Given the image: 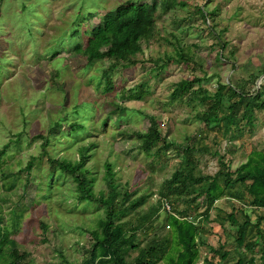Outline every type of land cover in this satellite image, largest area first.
<instances>
[{"label": "rangeland", "instance_id": "1", "mask_svg": "<svg viewBox=\"0 0 264 264\" xmlns=\"http://www.w3.org/2000/svg\"><path fill=\"white\" fill-rule=\"evenodd\" d=\"M126 1L0 0V150L4 151L0 155V227L16 241L19 252L27 254L25 264H65L82 259L83 247L89 245L87 231L97 227L103 209L96 203L77 201L73 180L57 169L52 172L49 159L73 162L85 147L90 148L85 166L96 194L107 192L104 165L109 163L121 193L127 189L132 198L146 196L142 207L120 221H133L139 215L156 218L147 225L151 228L147 237L140 238L142 245L157 234L166 236L170 249L176 248L175 234L165 222L168 212L164 204L168 202L179 211L190 198L178 197L165 182L179 167L181 152L170 148L147 157L131 131H144L147 116H152L167 140L182 143L197 132L199 123L194 115L200 108L186 100L169 104L174 83L196 76L202 78V88L213 92L218 82L234 86L264 68V0H169L171 5L166 0H130L156 3L157 32L142 45L135 65L110 74L113 89L107 91L102 75L107 62L88 63L73 49L85 43L102 17ZM201 8L206 21L198 11ZM223 42L226 47L221 52ZM179 47L192 61L172 62L162 71L153 69L155 61L164 54L175 55ZM218 53H232L233 61L217 60ZM141 84L146 85L147 93L140 101L120 98L122 89ZM251 85L250 91L264 88V75ZM70 124H77L76 130L70 129ZM239 129L235 140L228 141L216 129L202 139L196 137L194 145L212 152L215 142L220 153L229 147L224 158L235 170L251 154L263 151L264 111L256 113L253 128L242 124ZM44 140L48 144L42 147ZM32 157L33 165L26 172ZM194 159L199 174L212 176L220 168L217 157L198 154ZM204 209L203 205H190L187 212L195 217ZM230 213L239 224L248 218L249 237L256 240L253 226L258 213L221 196L208 221L196 218L208 244L198 246L195 264H203L211 256L208 246L225 243L233 248L236 227L225 219ZM259 228L263 239L254 251L241 247L257 263L263 251V222ZM4 246L3 242L1 250ZM157 264L169 262L163 258Z\"/></svg>", "mask_w": 264, "mask_h": 264}, {"label": "trees", "instance_id": "2", "mask_svg": "<svg viewBox=\"0 0 264 264\" xmlns=\"http://www.w3.org/2000/svg\"><path fill=\"white\" fill-rule=\"evenodd\" d=\"M166 1L168 5H171L169 0ZM198 11L203 21H206L208 17L204 14L203 8ZM156 16L155 2L137 3L130 0L123 2L102 17L100 23L95 25L86 37L85 43L76 44L73 51L88 63L96 60L107 62L102 75L105 79L104 89L110 91L113 89V82L108 78L110 74L120 68L125 69L135 65V57L142 52V45L154 39L157 32ZM215 25L213 24L212 27ZM210 30L216 33L214 28ZM74 35L77 34L74 33ZM225 47L226 43L223 42L220 45V51L222 52ZM216 57L219 61L225 60L229 63L233 61L232 53L225 56L218 53ZM190 61H192L190 55L179 47L175 55L164 54L162 58L155 61L156 66L153 69L162 71L172 62ZM261 75H264V68L258 74H251L247 81L237 82L234 86L230 83L218 82L213 92L202 88L200 85L203 80L196 76L174 83L169 104L186 100L200 108L194 115L199 123L197 132L193 137L185 138L182 143L167 140V136L159 131L152 116H147L149 123L144 131H131L138 139V148L147 157L158 155L159 152L170 148L179 149L181 152L179 167L165 182L168 187H173L178 197L190 198L185 208L179 211H175L170 206L172 211L168 212L165 218V222L175 234L176 248L170 249L166 236L157 234L142 245L140 238L147 237L148 229H151L147 225L154 222L156 218L139 215L133 221H120L124 215L134 213L142 207L146 202V196L132 198V194L127 189L121 193L119 185L114 182L115 173L109 163L104 165V186L107 192L100 191L98 194L94 192V181L88 178L89 172L85 166L88 158L87 149L90 148H82L79 158L73 162L63 158L49 159L52 172L57 169L73 180L77 201L96 203L103 209V217L98 220L97 227L87 231L89 245L83 247L82 259L79 262L65 261V264H157L163 258H166L169 264H195L199 255L198 246L208 244L203 238L204 231L201 224L195 223L196 218L202 217L208 221L209 212L213 209L214 203L224 195L229 200L240 202L242 207L247 205L255 210L256 214L258 213L257 222L253 226L256 229V240L253 241V237H249L248 218L239 224L230 213L225 219L232 227H236L235 236L231 239L233 248H229L225 243H219L215 247L208 246L211 256L205 258L203 264H264V241L259 263L254 256L247 255V251L253 252L254 247L263 239L262 230L259 227L261 222L264 223V147L262 153L251 154L245 163L231 170L224 158L230 152L229 147L220 153L215 142L212 152L207 148H198L194 145L196 137L200 136L202 139L207 132L210 134L216 129L217 131L220 129L223 137L231 141L238 138L242 124L249 128L255 126L256 113L264 111V88L259 86L250 91V85L255 83ZM195 85L196 89H194ZM145 89V84L127 90L122 89L120 98L125 101H140L147 93ZM119 111L123 109L120 108ZM75 126L77 124H70V129L76 130ZM47 144V140H44L42 147ZM3 152L0 150V155ZM198 154L218 158L220 168L214 175L198 173L194 159V155ZM34 159L32 157L27 163L24 168L26 172L30 171ZM201 197V202H196ZM159 205H162V202H159ZM190 205H194V208L203 205L205 209L201 214L192 217L187 212ZM3 242L5 249L1 250ZM241 247L247 251L241 250ZM173 250L177 251L174 256L170 254ZM25 255H27L25 252H19L16 241L8 238L7 231L0 227V261L2 258L5 259L0 264H25L23 262Z\"/></svg>", "mask_w": 264, "mask_h": 264}, {"label": "built area", "instance_id": "3", "mask_svg": "<svg viewBox=\"0 0 264 264\" xmlns=\"http://www.w3.org/2000/svg\"><path fill=\"white\" fill-rule=\"evenodd\" d=\"M166 212H170V205L168 203L164 204Z\"/></svg>", "mask_w": 264, "mask_h": 264}]
</instances>
